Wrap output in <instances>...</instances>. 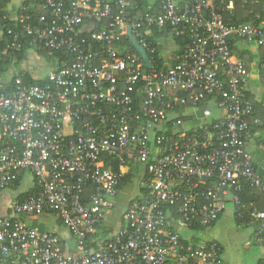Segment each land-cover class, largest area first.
Wrapping results in <instances>:
<instances>
[{
    "label": "built area",
    "instance_id": "2783aa9c",
    "mask_svg": "<svg viewBox=\"0 0 264 264\" xmlns=\"http://www.w3.org/2000/svg\"><path fill=\"white\" fill-rule=\"evenodd\" d=\"M27 1L24 13L1 18L12 27L2 23L10 40L0 64L6 52L64 59H46L51 69L32 75L42 85L16 73L0 87V194L24 173L36 190L12 200L11 216L0 218V264H221L220 244L200 233L228 200L264 244V211L242 200L244 189L264 197L247 146L259 120L245 91L249 70L231 50L233 41L264 47V19L228 24L223 13L233 4L223 0H158L139 15L133 0ZM128 30L150 68L130 50ZM155 30L168 32L158 43L187 41L180 55L175 47L162 53L169 67L154 68L156 49L140 38ZM189 110L201 111L197 124ZM112 160L138 163L140 195L122 229L90 248L125 175ZM43 214L69 231L76 253L28 225Z\"/></svg>",
    "mask_w": 264,
    "mask_h": 264
},
{
    "label": "crops",
    "instance_id": "0c3cea01",
    "mask_svg": "<svg viewBox=\"0 0 264 264\" xmlns=\"http://www.w3.org/2000/svg\"><path fill=\"white\" fill-rule=\"evenodd\" d=\"M20 1L22 0H14L13 2L17 3ZM230 3L233 4V2ZM236 46L239 52H241L245 56L243 61L245 62L249 70V79L247 81V84L245 85V91L247 97L255 104L254 105L255 116L259 120L258 126L254 124L253 127L251 126L252 137L248 141L247 146L256 168L258 169V171L260 172V174L263 176L264 179V152L261 149V144L264 141V75L262 72V63L259 60V57L257 55V48L254 45L239 42L236 44ZM33 56H37V55L32 51H28L26 53L25 59L22 60V62L24 61L23 63H26L28 58H29L28 61L32 60ZM28 64L30 65L32 63H28ZM30 66H28V68H22L16 71L27 72L32 76L34 74H32V69H29ZM188 117L189 120L191 121L190 123L194 122L197 124L201 119V111L189 110ZM33 183L34 182L32 177L27 173H24L21 176V180L18 183V185L7 188L5 191H3L2 194H0V218L11 216L10 203L15 198H18L20 194L29 192L33 187ZM122 191H120L116 195L117 202L120 201L118 200V197L120 196ZM131 199L132 197L123 198L119 202L120 204L119 207H118L119 204L115 205V203H113L112 209L108 210L104 214L103 221L101 222L102 229L99 230V232H97L95 237L91 238L89 243L90 248H94L99 240L109 239L122 229V227L124 226L122 215L124 211L127 209ZM228 205H230L231 207V203L229 202V200L226 201L225 203V209ZM27 223L37 232L51 233L58 235L63 246H66L69 252L76 253L75 239L71 236L69 231L57 220V218L54 215L43 214L33 219H29ZM239 226L248 227L250 230V235L247 241L250 247L249 251H251L250 255H252L254 258V263L264 264V244L259 243L254 239V234L251 227H249L248 225H239ZM220 246L222 248L221 264H223L222 257L224 250L221 244Z\"/></svg>",
    "mask_w": 264,
    "mask_h": 264
},
{
    "label": "trees",
    "instance_id": "16d2710c",
    "mask_svg": "<svg viewBox=\"0 0 264 264\" xmlns=\"http://www.w3.org/2000/svg\"><path fill=\"white\" fill-rule=\"evenodd\" d=\"M14 0H0V50H3L6 46V44L9 42L10 38L6 33V29L2 28V23H5L7 26L12 27V22L9 21V19L4 22L2 21L1 18L4 15H7L8 18H14L17 17L18 15L24 13L22 12V8L26 7L28 5L27 0H22L20 2H13ZM158 0H133L134 2V9L133 13L134 14H141L143 10L149 6L150 4L156 3ZM224 2H233V10L231 13L229 12H224L223 13V18L228 24H240V23H246V22H254L257 21L256 16L259 15L261 19H264V0H223ZM37 8V5L35 6ZM39 11V10H38ZM27 13L30 14L29 10H27ZM37 12L35 11V14ZM26 14V13H25ZM168 32L167 30L162 31V32H157L156 30L153 32V35L147 36L145 34L141 35V39L144 38L147 42L151 43L152 46L156 49V52L153 55H150V59L152 62V66L154 68H165L169 67L172 64L170 60L168 61L169 63L166 62V59L163 57L162 53L164 52V46L165 45H159L158 39L165 38L167 39ZM139 40V38H136ZM123 42L126 43V45H129L128 39L124 38ZM239 43L237 41H233L231 43V50L232 54L234 57H238L239 59H244V55L239 52L236 44ZM165 44V43H164ZM174 47L175 50L173 52V55H180L186 45L187 41L185 40L184 37H175L174 40ZM257 48V47H256ZM133 53H135L134 49H130ZM25 51H22L20 53H10L6 52L5 54L2 55V62L0 64V87L4 85V81L8 78H14L16 73L19 75H23V82L26 85H42V81L34 79L29 73L23 72V71H16V66L25 59L26 57ZM37 54L39 56L45 57L49 62L53 63L54 65V60L55 58L59 60H63L64 57L62 55H54V56H49L47 52L45 51H37ZM257 55L259 57V60L261 63L264 60V47L257 48ZM63 57V58H62ZM247 66V65H246ZM139 99V97H138ZM137 99V100H138ZM255 105V104H254ZM251 126L253 127V124L251 123ZM112 165H113V171L120 173L121 171L125 172L124 178L122 179L121 183L119 184L117 188V194L122 191L127 185L132 183L134 179L136 178L138 172L137 169L139 167L138 163H136V166L133 167L131 164H129L128 168H124L119 161L117 160H112ZM256 167V166H255ZM264 180V179H263ZM18 185L17 183L14 184L13 186ZM36 192L35 188H32L29 192L20 194L18 196V199L25 198L28 194ZM242 200L246 204L253 203L259 210L264 211V197L263 194L258 191V190H252L248 191V189H244L243 195H242ZM172 215L174 214L172 210ZM220 218V217H219ZM218 218V220H219ZM217 220V221H218ZM235 222L238 225L242 224L241 220H238L234 217ZM215 222L212 227L216 224ZM243 225H247V220L245 219V222L243 221ZM211 227V228H212ZM101 223L96 226V233L101 230ZM95 235L93 237H95Z\"/></svg>",
    "mask_w": 264,
    "mask_h": 264
},
{
    "label": "rangeland",
    "instance_id": "374dc122",
    "mask_svg": "<svg viewBox=\"0 0 264 264\" xmlns=\"http://www.w3.org/2000/svg\"><path fill=\"white\" fill-rule=\"evenodd\" d=\"M161 45H165L164 47V56L167 57L174 50V46L171 42H166L163 44L159 42ZM33 56L32 60L26 63H19L16 66V70H20L22 68L32 69V74L34 75H43L51 69V64L46 60L45 57ZM32 63V64H28ZM140 195V191L137 188V180L136 178L132 183L127 185L124 190L121 192L118 200H122L125 197H136ZM117 197L112 199L113 203L119 204L120 201L117 202ZM120 204L118 205V207ZM232 206L228 205L222 214L219 221L212 228L207 231L200 233V237H206L209 239H214L218 243H220L223 247V264H255L254 258L250 255V247L248 245V237L250 235V230L248 227L239 226L234 220V216L232 213Z\"/></svg>",
    "mask_w": 264,
    "mask_h": 264
},
{
    "label": "water",
    "instance_id": "95a60500",
    "mask_svg": "<svg viewBox=\"0 0 264 264\" xmlns=\"http://www.w3.org/2000/svg\"><path fill=\"white\" fill-rule=\"evenodd\" d=\"M128 37L130 40L131 45L133 46L134 50L137 54L142 58L147 68L151 67L148 55L146 51L137 43L136 39L131 35L130 30H128Z\"/></svg>",
    "mask_w": 264,
    "mask_h": 264
}]
</instances>
